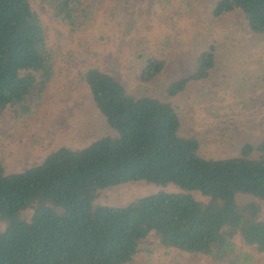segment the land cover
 Here are the masks:
<instances>
[{"label": "trees", "instance_id": "16d2710c", "mask_svg": "<svg viewBox=\"0 0 264 264\" xmlns=\"http://www.w3.org/2000/svg\"><path fill=\"white\" fill-rule=\"evenodd\" d=\"M50 20L76 36L94 30L101 13L117 20L129 0H41ZM241 10L249 31L264 35V0H217L216 18ZM194 51V68L166 88L168 99L135 95L99 66L82 73L98 111L115 135L87 147H62L36 166L8 173L0 157V264H133L141 244L156 232L160 244L220 263L253 264L264 254V140L246 142L237 156L207 158L199 138L184 135L173 100L209 86L218 47ZM141 58L138 79L154 82L168 62L153 53ZM54 54L45 22L31 0H0V115L22 105L54 76ZM193 86V88H192ZM205 89V88H204ZM134 181L161 191L126 206L98 204L102 192ZM31 214L30 216H28Z\"/></svg>", "mask_w": 264, "mask_h": 264}, {"label": "rangeland", "instance_id": "374dc122", "mask_svg": "<svg viewBox=\"0 0 264 264\" xmlns=\"http://www.w3.org/2000/svg\"><path fill=\"white\" fill-rule=\"evenodd\" d=\"M31 1L45 22L55 71L44 89L38 87L22 105L0 115V157L8 173L41 164L62 147L85 148L99 137L116 134L82 77L89 67H101L135 95L167 100L166 88L190 73L194 51L202 45L218 47L219 60L209 86H197L173 100L181 112L182 133L199 138L203 155L215 159L237 156L244 143L264 140V35L249 31L241 10L216 18L212 8L217 0H129V8L118 4L113 24L105 23L101 13L94 30L76 36L50 20L51 10L41 0ZM142 53L168 62V70L154 82L138 79ZM180 190L174 184L134 181L106 189L98 204L126 206L161 191ZM238 200L258 201L264 217V200L246 195ZM6 229L0 221V231ZM236 243L255 256L253 264H264V254L240 239ZM133 264L225 263L167 249L153 232L141 244Z\"/></svg>", "mask_w": 264, "mask_h": 264}]
</instances>
